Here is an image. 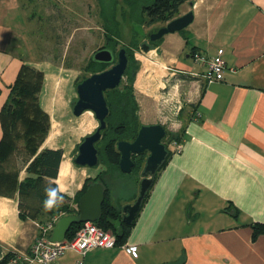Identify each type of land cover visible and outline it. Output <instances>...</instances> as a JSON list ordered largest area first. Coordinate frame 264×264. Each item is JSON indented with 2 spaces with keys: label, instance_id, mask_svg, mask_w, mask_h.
<instances>
[{
  "label": "crops",
  "instance_id": "obj_1",
  "mask_svg": "<svg viewBox=\"0 0 264 264\" xmlns=\"http://www.w3.org/2000/svg\"><path fill=\"white\" fill-rule=\"evenodd\" d=\"M191 2L179 12L192 11V22L151 49L157 66L171 70L173 82L190 97L179 117L185 121L181 151L172 153L160 170L122 246L90 250L83 257L68 250L54 264H264V233L252 238L251 227L264 224V0ZM25 34L19 1L0 0V109L22 63L41 71ZM18 37L25 40L20 54L12 49ZM218 51L232 72L207 85L205 67L192 56L209 58ZM196 81L203 84L194 97L187 83L194 90ZM135 100L144 119L156 120L152 106ZM44 111L57 123L53 113ZM60 130L46 137L41 149L62 150L54 182L72 200L89 178V168L72 162L79 142L47 146L67 132ZM63 163L67 175L60 180ZM38 225L20 219L16 194L0 196V259L8 252L25 255ZM133 246L135 251L128 252Z\"/></svg>",
  "mask_w": 264,
  "mask_h": 264
},
{
  "label": "trees",
  "instance_id": "obj_2",
  "mask_svg": "<svg viewBox=\"0 0 264 264\" xmlns=\"http://www.w3.org/2000/svg\"><path fill=\"white\" fill-rule=\"evenodd\" d=\"M191 1L120 0L118 2L117 0H99V17L105 43L103 48L111 50L114 56H116L120 48L125 49L127 66L123 77H128L129 84L122 89L119 85L117 88L104 93L109 114L105 120L106 127L101 132L100 140L96 143L99 157L98 164L104 167V171L99 172L93 179L87 178L80 192L72 200L61 194L54 182L62 160V150L40 149L50 128L49 116L41 109L39 99L36 96L41 91L43 74L28 64H21L13 83L9 86L8 97L0 109L2 127V138L0 141V196L12 197L14 194L17 195L20 219L30 218L35 220L39 224L38 226H44L52 222V220L57 221L64 216L77 215V210L72 207L71 203L73 202L77 207V202L85 192L87 185L93 182H100L105 188V198L101 215L94 224L104 232H110L114 236V246L123 245L153 184L142 201L141 208L135 219L130 225L124 224L122 222L123 213L120 204L122 197H119L117 189H114L119 177L125 176L118 167L119 153L116 149V144L119 141L132 142L141 125L138 123L136 115L138 105L131 88L136 72V66L131 60V54L133 52L132 49H136L137 45L130 43L127 45L128 47L121 46L116 51V48L121 44L119 24L120 21H123L122 18H125L124 11L127 12L126 17H128L130 22L141 26L149 27L155 24H166L180 15L179 8L182 4ZM118 6L127 9V11H118L120 13V21L117 18ZM160 40L156 42L148 41L151 49L155 48ZM87 67L92 72L91 74H94L104 71L108 65L94 62L90 58ZM29 77L34 79L33 82L29 80ZM13 138H21L23 140V148L29 158L24 163V171L27 175L22 180L18 178L19 169H16V164L12 161L10 165V157L16 146ZM182 138L181 131L178 134L169 135L168 141L165 143L168 154L158 168L154 181L172 154L168 148V142L170 140L181 142ZM56 196L63 198L64 201L60 204V200ZM82 225L83 223L72 225L64 240H73ZM251 227L252 238L264 233V224H253ZM51 231L47 233L48 238ZM28 253L26 252V254ZM12 261L17 264H27L21 257L12 252H8L1 257L0 264H11Z\"/></svg>",
  "mask_w": 264,
  "mask_h": 264
},
{
  "label": "rangeland",
  "instance_id": "obj_3",
  "mask_svg": "<svg viewBox=\"0 0 264 264\" xmlns=\"http://www.w3.org/2000/svg\"><path fill=\"white\" fill-rule=\"evenodd\" d=\"M18 1L25 21L27 32L25 35H28V38H26L32 41L36 49L39 62L38 68L43 74L42 87L36 95L37 99H39L41 109L53 113V117L57 119L54 120L58 124L60 123L57 125L54 121L50 122L47 137L53 136L55 132L60 133V129L67 131L66 133L63 132L62 136L59 135V141L55 145L52 141H48L47 146H59L63 142L74 145L80 142L84 136L92 133L97 126L93 114L89 111L84 112L79 117L73 116L71 103L77 98L76 84L92 75L87 67L91 56L98 49L105 46L99 17V0ZM117 1L120 2V0ZM122 10L127 11L125 7L118 6L117 18L119 21L121 18H119L120 13L118 11L121 12ZM124 14L126 19L122 18L123 21H120L119 24L121 44L116 48V51L121 46H127L130 43L137 45L136 49H132L131 54V60L136 66L131 88L135 97L142 100V102L146 101L154 108L156 114V120L144 119L142 114L139 113L138 107L136 114L138 123L141 125L148 123L162 125L165 130L162 143L165 145L169 135L178 134L182 130L185 121L180 120L179 117L183 109L186 108L183 104L186 103L185 100L189 94L184 93L185 90L180 88L181 85L178 84V81L173 82L168 74L171 73V70H164L157 66L155 51L150 50L148 53H143L139 48V44L148 42L149 32H155L164 24H155L149 27L141 26L130 22L126 17L127 12L124 11ZM22 48H25V40L18 37V42L15 43L12 49L16 54H20ZM26 56L29 57L28 53ZM29 80L33 82L34 79L29 77ZM128 84V77L124 76L120 88L122 89ZM202 84V81L194 82L196 88L193 90L187 83V88L193 92L195 97L198 95L197 85L201 89ZM189 105L190 103L188 108L191 111ZM13 140L16 142V146L10 157V165L13 161L17 166L16 169H19L18 178L21 174L25 178L27 174L24 171V163L29 158L23 148V140L21 138H13ZM147 155L148 152L133 155L131 172L125 174V176H120L117 180V194L122 197V201H120L122 207L126 203H133L137 196L141 179L140 173ZM101 171H104V167L98 164L93 168H89L86 175L93 179ZM66 175L67 172L63 163L59 172L60 180L64 179ZM61 182L62 184L59 181L58 185L63 190V181ZM57 199L60 200V204L64 201L61 197H57Z\"/></svg>",
  "mask_w": 264,
  "mask_h": 264
},
{
  "label": "water",
  "instance_id": "obj_4",
  "mask_svg": "<svg viewBox=\"0 0 264 264\" xmlns=\"http://www.w3.org/2000/svg\"><path fill=\"white\" fill-rule=\"evenodd\" d=\"M189 5L193 6V2H190ZM192 20V11L179 15L155 32H150L148 41L156 42L165 35L180 32ZM140 49L146 53L151 50V47L147 42L142 43ZM91 60L106 64L109 68L99 73H94L76 84L77 98L71 103L73 116L79 117L84 112L89 111L97 122L95 130L81 139L72 158L74 165L87 168H93L99 163L96 143L100 140L101 132L106 127L105 119L108 115V106L104 93L120 85L127 66V56L124 48H120L116 56L111 50L100 48L93 53ZM164 136L165 130L160 124L141 125L132 142L119 141L117 143L116 148L119 153L118 167L120 172L124 174H129L132 170V155L148 152L144 167L140 173L141 179L136 199L133 203H126L121 209L123 213L122 222L124 224L130 225L137 216L142 201L153 184L158 168L166 159L168 152L162 143ZM104 198V185L100 182L89 183L77 202V215L64 216L58 219L50 233L49 241L53 243L63 241L66 233L74 224L96 222L101 215Z\"/></svg>",
  "mask_w": 264,
  "mask_h": 264
},
{
  "label": "built area",
  "instance_id": "obj_5",
  "mask_svg": "<svg viewBox=\"0 0 264 264\" xmlns=\"http://www.w3.org/2000/svg\"><path fill=\"white\" fill-rule=\"evenodd\" d=\"M192 57L195 63L205 67L202 78L207 85L222 81L226 72H232V69L226 66L219 51L209 58L197 53H194ZM194 117L198 118V113H194ZM168 148L172 153H179L182 142L170 140ZM55 223L56 220H52L44 226H38V234L28 251L29 253L21 257L24 262L27 264H54L68 250L83 257L90 250L113 248L115 245L114 236L110 232H104L92 222L83 223L73 240L50 242L47 233L53 229ZM135 249L133 246L127 248V251L134 252Z\"/></svg>",
  "mask_w": 264,
  "mask_h": 264
},
{
  "label": "flooded vegetation",
  "instance_id": "obj_6",
  "mask_svg": "<svg viewBox=\"0 0 264 264\" xmlns=\"http://www.w3.org/2000/svg\"><path fill=\"white\" fill-rule=\"evenodd\" d=\"M107 68H109V66L107 67ZM71 112H72V110H71ZM108 114H109V109H108ZM108 116V115H107ZM107 118V117H106ZM106 120V119H105ZM141 125V124H140ZM140 128V127H139ZM139 128H138V130H139ZM138 132V131H137ZM135 139V138H134ZM118 143V142H117ZM116 146H117V144H116ZM117 149V148H116ZM145 153V152H144ZM143 154V153H142ZM133 156V155H132ZM141 177V176H140ZM138 187H139V185H138ZM118 189V185H115L114 186V189ZM138 193V192H137Z\"/></svg>",
  "mask_w": 264,
  "mask_h": 264
}]
</instances>
